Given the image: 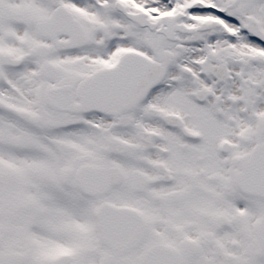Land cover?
Segmentation results:
<instances>
[{
  "label": "snow or ice",
  "instance_id": "snow-or-ice-1",
  "mask_svg": "<svg viewBox=\"0 0 264 264\" xmlns=\"http://www.w3.org/2000/svg\"><path fill=\"white\" fill-rule=\"evenodd\" d=\"M0 264H264V0H0Z\"/></svg>",
  "mask_w": 264,
  "mask_h": 264
}]
</instances>
